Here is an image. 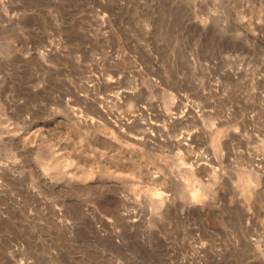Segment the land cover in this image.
I'll use <instances>...</instances> for the list:
<instances>
[{
    "label": "rangeland",
    "instance_id": "obj_1",
    "mask_svg": "<svg viewBox=\"0 0 264 264\" xmlns=\"http://www.w3.org/2000/svg\"><path fill=\"white\" fill-rule=\"evenodd\" d=\"M0 264H264V0H0Z\"/></svg>",
    "mask_w": 264,
    "mask_h": 264
},
{
    "label": "bare ground",
    "instance_id": "obj_2",
    "mask_svg": "<svg viewBox=\"0 0 264 264\" xmlns=\"http://www.w3.org/2000/svg\"><path fill=\"white\" fill-rule=\"evenodd\" d=\"M72 165H68V167H69V173H72L73 171H75L76 172V168L79 166V162L76 160V159H74V158H72ZM70 163V164H71ZM58 165H62L61 167H63L64 165H67L66 164V160L64 159V158H60L59 160H58ZM72 166V167H71ZM141 181V180H140ZM152 182H155V180L154 181H152Z\"/></svg>",
    "mask_w": 264,
    "mask_h": 264
}]
</instances>
